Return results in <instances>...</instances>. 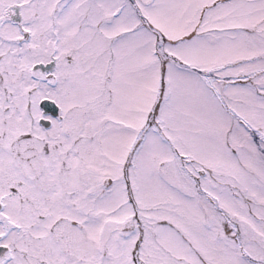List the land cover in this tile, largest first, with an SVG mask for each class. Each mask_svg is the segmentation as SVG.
<instances>
[{
  "label": "snow or ice",
  "instance_id": "obj_1",
  "mask_svg": "<svg viewBox=\"0 0 264 264\" xmlns=\"http://www.w3.org/2000/svg\"><path fill=\"white\" fill-rule=\"evenodd\" d=\"M0 264H264V0H0Z\"/></svg>",
  "mask_w": 264,
  "mask_h": 264
}]
</instances>
